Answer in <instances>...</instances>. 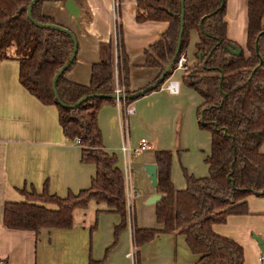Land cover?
<instances>
[{
  "label": "trees",
  "instance_id": "1",
  "mask_svg": "<svg viewBox=\"0 0 264 264\" xmlns=\"http://www.w3.org/2000/svg\"><path fill=\"white\" fill-rule=\"evenodd\" d=\"M32 1L0 0V60L18 62L21 86L42 105L58 110L64 137L80 147V162L93 165L95 174L89 188L77 194L69 192L65 198L50 195L45 187L42 194L21 190L24 201L6 202L2 223L12 231L68 230L73 212L94 202L105 205L107 213L120 216L121 222L114 228L113 247L119 233L128 227L126 181L119 166L122 153L104 149L98 125L101 109L115 104L109 98L114 92L113 45L101 47V60L92 66L88 86L66 80L74 60L55 85L59 100L65 105H73L84 97H100L89 98L73 110L61 108L52 83L71 58L74 44L63 32L32 24L27 15ZM46 1L53 0L37 2L31 18L40 25L57 26L43 14ZM225 7L226 0H184L178 57L185 54L191 32L198 34V43L193 66L183 72L181 83L202 100L197 123L200 130L211 135L210 154L205 160L209 173L204 178L186 175V188L176 191L171 181V153H155V192L161 197L155 205V218L160 229L133 228L136 264L140 248L160 234L183 236L188 250L196 257L195 264H245L243 246L217 234L213 227L225 224L231 216H248L249 196L264 198V154L260 151L264 143V0H248L246 53L227 39ZM181 12V0H136L138 23L168 24L161 41L146 54L145 66L159 70L155 81L174 56ZM120 47V82L126 95L132 96L135 93L129 90L128 57L121 38ZM234 47L241 50L240 56L229 51ZM170 75L171 72L159 87L145 94L159 91ZM135 100L127 98L125 105ZM88 264L100 263L89 260Z\"/></svg>",
  "mask_w": 264,
  "mask_h": 264
},
{
  "label": "crops",
  "instance_id": "2",
  "mask_svg": "<svg viewBox=\"0 0 264 264\" xmlns=\"http://www.w3.org/2000/svg\"><path fill=\"white\" fill-rule=\"evenodd\" d=\"M80 15L76 21L64 8V1H46L43 14L57 26L70 30L77 43L74 64L66 73L70 83L88 86L91 68L101 60V47L114 45L115 25L118 37L128 57L129 90L143 91L156 83L159 70L145 66L150 47L161 41L168 28L165 22L136 21V0H74ZM115 2L117 7L115 9ZM248 0H226V36L244 53L247 52ZM264 26V21H263ZM192 57L189 46L183 54L189 64L195 61L198 34L191 32ZM178 59V58H177ZM177 62V61H176ZM178 95L152 91L128 105L134 113L127 118V137L134 151L145 140L144 150L131 153L130 165L122 155L119 166L126 183L135 193L133 226L138 229H160L155 218V205L147 202L156 196L147 175L155 166V153H171V181L176 191L186 188V175L208 176L205 162L210 154L211 135L198 127L197 112L201 98L181 83ZM159 87V86H158ZM115 104L105 106L98 115L104 149L118 152L123 136L121 113ZM264 154V143L260 149ZM81 149L64 137L58 123V110L44 106L19 83V64L15 60H0V264H132L126 255L133 242L129 227L124 228L114 243V228L120 216L107 213L105 205L90 202L86 209L73 212L68 230H41L38 233L8 230L2 223L6 202H21L23 189L65 198L89 188L95 167L80 162ZM157 171V168H156ZM49 209L54 206L46 205ZM248 216H231L213 230L231 238L245 251V264H263L254 232L264 241V224L250 219H264V198H247ZM254 241L256 243L251 242ZM111 248L107 253V249ZM196 257L188 250L185 238L175 234L157 235L139 251V264H195Z\"/></svg>",
  "mask_w": 264,
  "mask_h": 264
},
{
  "label": "built area",
  "instance_id": "3",
  "mask_svg": "<svg viewBox=\"0 0 264 264\" xmlns=\"http://www.w3.org/2000/svg\"><path fill=\"white\" fill-rule=\"evenodd\" d=\"M115 9L117 7V3L115 2ZM113 49H114V57H113V61H114V92L112 95H114V102L115 105L117 106V108L120 110L122 107L126 109V111H124V113H121L122 118H120V128H121V133L123 136V140L121 143V146L119 148L120 152L122 153V157H123V161L126 167H128L130 165V156L131 153H133L134 155L139 154L141 151L144 150V144H145V140H141V146L134 150L131 151L130 150V146L128 143V137H127V132H126V128H127V118L129 115L134 113V110L129 107L128 105H125L126 102V93H125V89L123 84L120 82V74H119V70L121 68L122 65V60H121V47H120V38L118 37L117 34V26L115 25V33H114V45H113ZM177 62H175V64L173 65L172 69H171V77L169 78V80L161 87V91L162 92H166L169 95H178L180 92V81L179 79H175V76L177 73L179 72H184L185 70H187L189 67L193 66V64H189L187 58L184 55H181L180 57H178V59H176ZM124 176V175H123ZM125 179V176H124ZM126 181V180H125ZM135 193L130 189V186H128V184L126 183L125 186V202H126V210H127V223H128V227L131 230V234H132V230L134 228L133 226V212H134V206H135ZM126 258L130 260V262L132 264H136L135 263V246H132L131 252L129 254L126 255ZM262 262L264 261V256H261L260 259Z\"/></svg>",
  "mask_w": 264,
  "mask_h": 264
},
{
  "label": "water",
  "instance_id": "4",
  "mask_svg": "<svg viewBox=\"0 0 264 264\" xmlns=\"http://www.w3.org/2000/svg\"><path fill=\"white\" fill-rule=\"evenodd\" d=\"M39 1H43V0H33L31 2V4L29 5V7H28L27 15H28V19L32 22V24H34L36 27H39V28L46 27V28H51V29H55V30H58L60 32H63L64 34H67L71 38V40L73 41V44H74V48H73V52H72L71 58L69 59L67 64L57 73V75L55 76V78L53 80V83H52V91H53V94H54V97H55L57 105L60 106L61 108H64V109L73 110L79 104H81L82 102L86 101L87 99L96 98V97H100V96L84 97V98L80 99L77 103H75L73 105H65L59 100L55 85H56V82H57L58 78L65 73L67 68L73 62V60H74V58L76 56V53H77V43H76L74 34L70 30H68L66 28H63V27H60V26H55V25H49V26L40 25V24H37L36 22H34L32 20V18H31L32 7ZM56 1H64L65 2L64 8L67 11V13L69 14V16L73 17L76 21L78 20L80 12H79V9L77 8L76 3H75L74 0H56ZM183 3H184V0H181V8H182L181 24H180L179 35H178V39H177V45H176V48H175L174 56H173V58H172V60H171V62L169 64V66L165 69V71L161 74V76L159 77V79L156 81V83L153 86H151V87H149V88H147V89H145L143 91H140L138 93H135L132 96L126 95V98H130V99L136 98L137 99V98L143 96L146 92L152 90L154 87H158L162 83L164 78L168 74H170V71H171L173 65L175 64L176 59H177V57H178V55L180 53V44H181V39H182L183 22H184V18H183V14H184ZM229 51L235 56H240L241 55V50L238 49L237 47L229 49ZM201 58H202V54H199L198 59H201ZM109 98L110 99H114V95H110ZM147 175L149 176V181L151 182L152 187L155 188L157 186V176H156V167L154 165L148 167ZM160 199H161V197L159 195H156V196L152 197L150 200H148L147 204L148 205H156L160 201ZM253 239L256 241L260 253L264 256V241L258 236H254Z\"/></svg>",
  "mask_w": 264,
  "mask_h": 264
},
{
  "label": "rangeland",
  "instance_id": "5",
  "mask_svg": "<svg viewBox=\"0 0 264 264\" xmlns=\"http://www.w3.org/2000/svg\"><path fill=\"white\" fill-rule=\"evenodd\" d=\"M193 49V44H192V42L190 41V45H189V54H188V57L190 58V57H192V55L190 54L191 52H190V50H192ZM176 79V78H175ZM252 222H259L260 224H264V219H250ZM254 236H258V235H256L254 232L251 234V238L253 239V237ZM260 237V236H259ZM235 241V240H234ZM237 242V241H236ZM251 242H253V243H255L254 241H251ZM238 243V242H237ZM240 244V243H239ZM241 245V244H240ZM241 246H243V245H241ZM244 248V247H243ZM257 247H256V243H255V249H256ZM246 257V254H245V251H244V258Z\"/></svg>",
  "mask_w": 264,
  "mask_h": 264
}]
</instances>
